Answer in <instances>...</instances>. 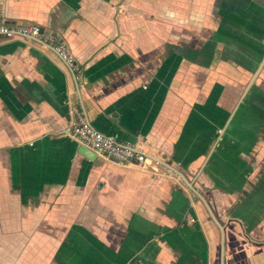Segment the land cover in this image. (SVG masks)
Wrapping results in <instances>:
<instances>
[{
    "label": "crops",
    "instance_id": "0c3cea01",
    "mask_svg": "<svg viewBox=\"0 0 264 264\" xmlns=\"http://www.w3.org/2000/svg\"><path fill=\"white\" fill-rule=\"evenodd\" d=\"M0 15L82 68L75 82L50 46L0 39V264H220L197 194L223 264H264V0H0ZM74 108L151 168L69 139Z\"/></svg>",
    "mask_w": 264,
    "mask_h": 264
},
{
    "label": "built area",
    "instance_id": "2783aa9c",
    "mask_svg": "<svg viewBox=\"0 0 264 264\" xmlns=\"http://www.w3.org/2000/svg\"><path fill=\"white\" fill-rule=\"evenodd\" d=\"M0 39L39 41L55 51L62 63L69 69L75 82H78L82 76V68L68 46L58 37L45 35L36 24L9 23L0 15ZM71 113L66 128V136L69 139L91 150L101 159L111 160L119 166L151 168L152 162L135 145L124 144L115 135H104L96 131L75 108Z\"/></svg>",
    "mask_w": 264,
    "mask_h": 264
},
{
    "label": "water",
    "instance_id": "95a60500",
    "mask_svg": "<svg viewBox=\"0 0 264 264\" xmlns=\"http://www.w3.org/2000/svg\"><path fill=\"white\" fill-rule=\"evenodd\" d=\"M260 69H261V66H260V68H259V70L258 71H260ZM257 73L258 72H255L254 74H253V76H252V78H251V80H250V82H249V86L253 83V81H254V79L256 78V76H257ZM197 194V193H196ZM197 196L199 197V199L202 201V203L204 204V206L206 207V209H207V211H208V213H209V215H210V217H211V219H212V221H213V223L217 226V228H218V230H219V232H220V237H221V253H220V264H223V237H224V228H223V225H221V223L217 220V218H216V216H215V214L212 212V210H211V208H210V206L208 205V203L199 195V194H197Z\"/></svg>",
    "mask_w": 264,
    "mask_h": 264
}]
</instances>
